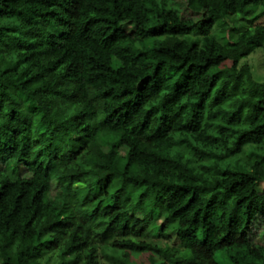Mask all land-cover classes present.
Instances as JSON below:
<instances>
[{
	"label": "trees",
	"instance_id": "1",
	"mask_svg": "<svg viewBox=\"0 0 264 264\" xmlns=\"http://www.w3.org/2000/svg\"><path fill=\"white\" fill-rule=\"evenodd\" d=\"M168 2L146 0L144 6L148 19L157 21L149 32L162 44L167 41L159 38L191 32L196 27L195 24L183 28L177 25L169 29L164 19L172 15ZM245 6L252 8L256 5L253 0H244L241 7ZM75 7L76 3L66 7L58 0H0V110H3L5 101L11 99L10 94L14 95L20 88L30 86L34 89L33 95L44 90L43 74L40 72L44 66L40 60L47 57L41 51L45 44L41 39L44 36L41 29L46 30L53 22L57 27L66 26L69 21L65 16H75ZM211 11L216 13L217 9ZM200 15L199 12H188V17ZM203 15L207 19L199 20L198 37L210 36L217 21H222L221 27L225 29L228 22L223 16H230L231 13L225 8L223 14L209 15L204 12ZM260 15L264 16V11ZM92 22L88 20V24ZM22 28L27 30L22 32ZM236 32V29L227 30L224 38L228 39L229 46ZM21 35L26 39L21 40ZM48 35L51 39L55 33ZM63 37L64 32H60V38ZM220 38L221 34L217 33L214 39ZM198 46V42H192L188 52ZM138 52L139 57L157 61L153 75L162 72V65L167 61L164 48L152 47ZM234 64L226 55H217L215 61L210 59L203 65L189 64L187 69L181 64L180 80L173 88L169 90L161 86L156 89L163 92L162 101L138 95L137 109L144 107L151 114L172 104L179 107L176 115L182 121L177 124L161 117L164 121L161 125L163 135L160 134L161 128H157L155 139L150 138L147 149L139 156L121 151L118 157L113 158L114 153L109 148L115 147L112 142L116 134L109 133L100 138L99 151L95 156L85 158L77 153L58 161L67 166L69 181L87 177L95 169V188L89 185L90 191L81 203L82 208L90 211L80 216L70 214V203L53 207L42 202L47 191L52 193L50 185L37 190L33 183L21 182L23 176L19 167L29 171L37 161L43 167L42 158L47 159L44 156L46 149L37 152L36 158L31 161L25 159L28 151L15 142L20 130L10 128L11 137L0 145V264H37V261L40 264H103V260L107 264H192L188 237L197 228L203 229L218 213L222 219H227V227L231 228L242 203L237 197L247 191L251 181L256 179L246 169L249 165L253 170L264 165V145L252 139L257 130L264 132V123H260L264 118V94L242 95L235 86L229 89L228 82L221 81L222 73L218 70L212 74L206 89L192 96L187 95L196 87L199 75L204 71H211L217 66L229 69ZM61 66L57 60L44 71L56 72ZM193 69H199V72H193ZM111 71L119 75L121 68L113 66ZM245 109L250 115H246ZM6 115L11 124L19 114L16 107H12ZM245 119L257 127H243ZM0 135L7 136V132ZM40 135L42 137L46 133L41 132ZM31 143L39 145L41 139ZM28 147L25 144V148ZM17 151L20 152L19 158L16 157ZM56 159L52 157L48 161L45 175L52 170V161ZM57 185L58 189L62 186L60 183ZM71 187L69 183L68 188ZM155 188L166 189L177 199L166 207L159 198L149 202L148 192ZM251 192L252 196L264 202V181L257 182ZM134 200L138 202L133 206ZM164 212L170 214L165 217L162 215ZM161 218L164 224L156 226ZM170 231L176 234L179 245L168 244ZM260 231L264 232V211L249 217L238 239L229 240L232 233L225 232L203 251L198 249V255L203 256L199 264H264L256 249L247 250ZM154 238H161L166 243L161 245L153 241ZM202 240H208L206 229Z\"/></svg>",
	"mask_w": 264,
	"mask_h": 264
},
{
	"label": "clouds",
	"instance_id": "2",
	"mask_svg": "<svg viewBox=\"0 0 264 264\" xmlns=\"http://www.w3.org/2000/svg\"><path fill=\"white\" fill-rule=\"evenodd\" d=\"M58 3L65 4L66 7L76 3L73 11L77 14L65 16L69 22L64 27H57L53 22L46 30L41 29L44 31L41 39L45 42L41 51L45 52L47 57L40 60L44 66L40 68L44 90L33 95L34 89L30 86L20 88L14 95L10 94L11 99L5 101L3 110H0V133L7 132V136L0 135V145L11 137L9 129L15 127L20 130L15 142L29 153L25 159L31 161L36 158L37 152L46 149L44 156L47 159L42 158L43 167L41 162L37 161V164L21 178L22 183H33L37 190L45 185L52 188L58 183L62 185L55 196L51 191L46 192L42 201L45 205L52 204L55 207L70 203L72 205L70 214L77 216L90 211L82 208L81 203L84 195L90 191L89 185L92 189L95 188L93 183L95 169L87 177L69 181L67 166H62L58 161L66 160L77 153L85 158L95 156L99 151L100 138L109 133L116 134L112 142L115 147L109 148V151L114 153L113 158L118 157L121 151L139 156L147 149L150 138L155 139L156 129L164 124L161 117H166L169 122L175 121L177 124L182 122L176 115L179 107L172 104L151 114L144 107L139 109L135 107L138 95L152 96L157 101H162L164 94L157 92L156 89L163 86L171 90L177 80H180L181 64L187 69L189 64L203 65L210 59L215 61L217 55H226L230 61L235 62L234 67L229 69H219L217 66L211 71H204L199 75L196 87L188 91V96L206 89L211 83L212 74L218 70L222 73L221 81H227L229 89L235 86L242 95L264 94V75L256 74L248 64L249 58L254 54H264V16L260 15L261 11H264V0H253L256 6L252 8L241 7L244 0H169L167 7L172 10V15L164 18L168 28L177 25L182 28L191 27L193 24L196 27L192 28L191 32L159 38L166 40V44L157 42L158 38L149 32L157 21L148 19L144 7L146 0H58ZM204 5L209 7L205 8ZM228 5L232 7L228 8ZM213 8L217 9L216 13L211 11ZM225 8L231 13L230 16H223L224 20L229 21L226 28L222 29V21H217L210 36L198 37L196 33L200 29L199 20L207 19L203 13L223 14ZM188 12H199L201 15L188 17ZM90 19L93 22L88 24ZM233 28L238 31L233 35L229 46L228 39L224 37L227 36V30ZM26 30L22 28L21 31ZM60 32H64L63 38H60ZM49 33L55 35L49 39ZM217 33L221 34L219 40L214 39ZM20 39L26 38L21 35ZM194 41L198 42L199 46L189 53L188 49ZM152 47L166 50L167 61L162 65V72L159 75H153L157 62L155 59L148 61L144 57H139L138 50L143 51ZM57 60L62 65L59 71L52 73L44 71L45 68L52 67ZM113 66L121 68L119 75L111 71ZM193 72H199V69H193ZM12 107H16L19 115L9 124L6 113ZM245 113L250 115L248 109H245ZM260 123H264V118ZM5 125L8 127L5 128ZM242 126L257 127L247 119L242 121ZM41 132L46 135L41 137ZM163 133L164 128H161L160 134ZM25 137H29V140L26 141ZM38 138L41 139V143L32 145L31 141ZM252 139H257L264 145V132L257 130V135ZM25 144L29 147L25 148ZM19 156L20 152L17 151L16 157ZM52 157L57 159L52 161V170L45 175V169L49 166L48 161L52 160ZM12 163L14 165L15 160ZM246 171L256 179L251 181L247 191L237 197L242 203L237 209L231 228L227 227V219H222L218 213L203 229L197 228L188 237V252L192 264H199L200 259H203V256L198 255V249L203 251L225 232L232 233L229 240L238 239L239 233L248 224L249 217L264 211V202L252 196L251 192L257 182L264 181V165L256 170L249 165ZM69 183L72 184L70 189ZM245 196L248 199H244ZM157 198L164 207L177 199L166 189H151L148 192V201ZM137 202L134 200L133 206ZM169 214L162 213L165 217ZM160 222L157 221L156 226ZM205 229L207 241L202 240ZM253 249H256V253L264 260V239L257 237L256 241L248 245V251ZM37 264H40V261H37Z\"/></svg>",
	"mask_w": 264,
	"mask_h": 264
},
{
	"label": "rangeland",
	"instance_id": "3",
	"mask_svg": "<svg viewBox=\"0 0 264 264\" xmlns=\"http://www.w3.org/2000/svg\"><path fill=\"white\" fill-rule=\"evenodd\" d=\"M227 22L229 23V21H227ZM233 29H235V28H233ZM248 64L252 67L253 71L256 74H258V75H264V54H254L252 57L249 58ZM19 171H20L21 176L26 175L27 172H28L23 166H20L19 167ZM57 190H58V185H56L55 188H53L52 195H54ZM140 217H142L141 214H140ZM158 221H161L159 223L160 225L164 224V221H163L162 218L159 219ZM168 234L171 236V240H169V243L168 244L174 245V246L179 245V242H178V240L176 238V234L174 232H172V231L168 232ZM258 237H261V239H264V232L263 231H260L259 234H258ZM153 241H156L157 243H160L161 245H164L166 243L161 238H154ZM258 242L259 241H257V243ZM142 258L145 259V257L141 256V259ZM103 264H107V262H105V260H103Z\"/></svg>",
	"mask_w": 264,
	"mask_h": 264
}]
</instances>
